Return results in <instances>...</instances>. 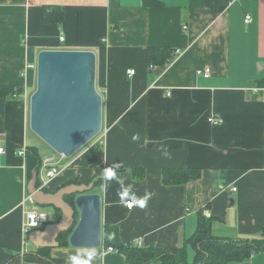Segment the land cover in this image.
Here are the masks:
<instances>
[{
    "label": "crops",
    "instance_id": "obj_1",
    "mask_svg": "<svg viewBox=\"0 0 264 264\" xmlns=\"http://www.w3.org/2000/svg\"><path fill=\"white\" fill-rule=\"evenodd\" d=\"M148 1L0 0V86H21L29 93L28 98L0 96V148L5 150L0 153V264H55L36 255L38 248L23 234L26 211L38 207L27 190V158L20 155L28 145H36L43 159L55 157L62 169L43 188L47 192L75 181L95 183L99 168L119 164L116 173L125 187L131 185L138 197L151 193L145 207L128 209L118 194L120 184L104 173L92 191L103 198L102 245L52 248L51 257L66 264H73V256L87 260L89 253V264H126L125 254L105 249L107 225L118 228L124 243L184 246L193 262L196 249L189 238L198 227L199 210L209 202L215 235L263 238L264 0ZM53 6L64 10V20L45 24L44 7ZM149 46L180 53L161 72L147 62ZM44 49H90L97 55L102 139L71 157L33 143L30 133L37 69L23 73ZM134 135L139 138L133 140ZM166 168L199 169L200 175L165 184ZM220 186L230 189L217 191ZM39 208L52 221L59 218L53 207ZM229 264H264V249Z\"/></svg>",
    "mask_w": 264,
    "mask_h": 264
},
{
    "label": "water",
    "instance_id": "obj_2",
    "mask_svg": "<svg viewBox=\"0 0 264 264\" xmlns=\"http://www.w3.org/2000/svg\"><path fill=\"white\" fill-rule=\"evenodd\" d=\"M97 55L90 49H44L37 57V86L30 97V127L60 155L73 156L102 131L103 96L96 85ZM217 176V174H215ZM34 171L27 190L39 207H53L61 216L33 230L36 248L58 247L70 232L76 248H98L103 241V198L95 183H70L56 191L39 188ZM66 196H75L74 202Z\"/></svg>",
    "mask_w": 264,
    "mask_h": 264
},
{
    "label": "trees",
    "instance_id": "obj_3",
    "mask_svg": "<svg viewBox=\"0 0 264 264\" xmlns=\"http://www.w3.org/2000/svg\"><path fill=\"white\" fill-rule=\"evenodd\" d=\"M149 5H159V0H149ZM65 14L64 10L59 6L44 7L43 22L62 23ZM177 57L176 49L162 46H149L147 52V62L152 69H159L161 72L166 70L173 60ZM264 86V83L262 84ZM25 87L21 86H0V96H10L11 98L23 97ZM27 169L29 180L34 171H39L43 157L36 145H28L26 148ZM117 171L118 169L107 167L99 168L96 177V184H100L103 180L104 173L109 169ZM103 173V174H102ZM145 173L143 172V175ZM200 175L199 169L190 168H166L163 171V181L165 184H181L189 180L197 179ZM73 183L80 184L79 181ZM39 185V184H38ZM75 196H66L67 201L74 202ZM211 202L206 205L208 209ZM206 208L199 210V224L195 233L189 238L196 249V256L193 262L188 261L186 248H159L155 246L144 247L134 243H124L120 240L118 228L115 226H106L104 241L106 247H113L115 250L125 254L126 264H150L157 262L158 264H229L234 261H241L249 256L255 250L264 249V227L263 238L261 239H234L232 237L217 236L212 231V222L216 219L212 214L205 213ZM206 209V210H205ZM59 217L61 211L56 209ZM70 232H64L60 235V246L69 245ZM50 247L38 248L36 255L54 262L55 264H66L63 259L52 258Z\"/></svg>",
    "mask_w": 264,
    "mask_h": 264
},
{
    "label": "built area",
    "instance_id": "obj_4",
    "mask_svg": "<svg viewBox=\"0 0 264 264\" xmlns=\"http://www.w3.org/2000/svg\"><path fill=\"white\" fill-rule=\"evenodd\" d=\"M251 15L247 14L246 18H245V22L249 23L251 22ZM188 26H184V29H186ZM65 40V38L63 36L60 37V41L63 42ZM176 53L177 55L180 53L179 49H176ZM37 69V64H33V63H28L25 67V71H24V75H27L28 70L30 69ZM128 73L130 75L135 74V70H129ZM205 76H210V71H206L204 73ZM260 89V88H259ZM258 89V90H259ZM171 93H169L168 95H170ZM32 95V93H31ZM30 95V97H31ZM22 96L24 98H28L29 97V93L28 90L25 88V92L24 94H22ZM210 121H213L214 123H217L218 120L214 117L210 118ZM100 140L102 139V137L99 135ZM5 150L4 148H0V153H4ZM20 155L26 156V148L23 149L20 152ZM62 172V169L59 166L58 161L55 159V157L53 156H49L43 159L42 162V166L40 168V170L38 171L39 173V182H40V186L39 188H45L46 186H48L49 184V180L55 178L56 176H58L60 173ZM230 188L226 187V186H220L219 189L217 191H221V192H226L228 191ZM232 191H236L237 187H232L231 188ZM30 199L33 201L32 196L30 195ZM125 205L128 209H133L135 205H133L132 207H128L127 206V202H125ZM205 213H208L207 211H205ZM52 221L51 215L40 209L39 206L36 208H32L26 211L25 213V219L23 222V234L28 236L33 230L36 229H41L44 228L48 223H50ZM108 251H113L115 250L113 247H107L105 248Z\"/></svg>",
    "mask_w": 264,
    "mask_h": 264
},
{
    "label": "clouds",
    "instance_id": "obj_5",
    "mask_svg": "<svg viewBox=\"0 0 264 264\" xmlns=\"http://www.w3.org/2000/svg\"><path fill=\"white\" fill-rule=\"evenodd\" d=\"M138 138H139L138 135H134L132 137L133 140H137ZM115 167L119 168L120 165L117 164ZM105 179L109 180V181L116 180L120 184L121 191L118 194H119L122 201L127 202L128 207H132L133 205H138L139 207L143 208L146 206L147 201H148L151 193L146 192L143 197H138L135 193L130 191L131 185H129L128 187H125L123 179L120 176H118L116 171H114L111 168H109L105 172ZM92 258H93L92 253L88 254L87 260H80L76 256L71 257L73 264H89V261H91ZM102 259L103 258L101 257V262H102Z\"/></svg>",
    "mask_w": 264,
    "mask_h": 264
},
{
    "label": "rangeland",
    "instance_id": "obj_6",
    "mask_svg": "<svg viewBox=\"0 0 264 264\" xmlns=\"http://www.w3.org/2000/svg\"><path fill=\"white\" fill-rule=\"evenodd\" d=\"M33 75H34V78H35V81H34V84H33V89H32V91H31V93H33L34 92V90L36 89V86H37V70H34L33 71ZM31 95V94H30ZM31 128V127H30ZM30 133L34 136V138H35V140H33V143H39L38 145H41V147H42V145H44L45 146V141L42 139V138H40L32 129H30ZM100 135V134H99ZM99 135H97L93 140H91L88 144H86L85 145V147L86 146H88V145H91V144H93L95 141H96V139L99 137ZM32 138L33 137H31L30 138V141H32ZM44 142V143H43ZM47 144V143H46ZM48 145V144H47ZM84 147V148H85ZM52 150H54L53 148H52ZM47 211V210H46Z\"/></svg>",
    "mask_w": 264,
    "mask_h": 264
}]
</instances>
